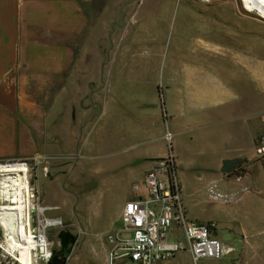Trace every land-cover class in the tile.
I'll return each mask as SVG.
<instances>
[{"label": "crops", "instance_id": "1", "mask_svg": "<svg viewBox=\"0 0 264 264\" xmlns=\"http://www.w3.org/2000/svg\"><path fill=\"white\" fill-rule=\"evenodd\" d=\"M144 1L0 0V160L67 163L83 153L87 140L164 144L169 132L188 212L193 208L185 197L197 183L203 195L212 182L225 192L250 189L234 203L202 210L204 220H198L199 214L190 220L214 223L215 230L225 234L219 240L228 247L264 254V158L254 155L264 135V59L252 53V45L241 50L224 47L223 56H211L209 47L199 43V57L172 75L165 91L141 92L138 105L132 100L114 105L110 99L114 35L123 31L134 8ZM246 2L251 0L245 1L248 6ZM251 8L245 11L257 16ZM204 57L221 59L232 72L219 76L196 67ZM135 107L140 115L134 113ZM163 144L123 163L130 168L139 163L143 179L132 181L138 176L131 170L132 182L112 217L100 212L104 207L100 197L91 198L108 190L100 178L97 192L85 204L92 217L86 221L88 231L106 244L107 254L124 204L143 193L145 174L156 160L167 157ZM232 159L248 172L240 180L220 172L222 161ZM47 206L69 215V205L61 199ZM159 264L192 260L188 252H180Z\"/></svg>", "mask_w": 264, "mask_h": 264}, {"label": "rangeland", "instance_id": "2", "mask_svg": "<svg viewBox=\"0 0 264 264\" xmlns=\"http://www.w3.org/2000/svg\"><path fill=\"white\" fill-rule=\"evenodd\" d=\"M245 1L145 0L143 6L134 8L123 31L114 35L116 48L110 72V99L114 105H123V100L138 105L135 101L141 92L154 90V94L155 88L165 91L170 87L172 75L199 57L196 51L199 43L209 47L211 56H223L224 47L241 50L252 45V53L264 59V0L250 2L257 16L245 11ZM196 67L219 76L232 72L230 65L212 57L201 58ZM135 110L132 112L142 113L136 107ZM86 143L83 151L86 161L83 153L67 163H49L43 159L0 160V169L11 166L27 168L12 170L15 172L29 169L28 174L13 173L6 178L8 193L0 200V264H46L52 251L60 252L61 231L77 236L66 264H106L108 248L98 236L89 233L86 221L92 217L84 206L97 192L100 178L108 190L91 198L100 197L104 205L100 212L112 217L116 202L129 182L142 183L143 179L139 163L132 168L123 163L128 157L163 143L158 140H87ZM170 143L171 146L164 140L166 155L172 154L173 140ZM132 169L137 180L131 181ZM185 198L193 208L189 212L185 209L189 221L194 214H199L198 220H204L207 215L203 212L217 206L201 193L199 183ZM59 199L68 203V217L65 211L47 206ZM105 219L109 222V218ZM224 235L220 228L212 231L216 239ZM197 264H264V254L233 248L219 261Z\"/></svg>", "mask_w": 264, "mask_h": 264}, {"label": "built area", "instance_id": "3", "mask_svg": "<svg viewBox=\"0 0 264 264\" xmlns=\"http://www.w3.org/2000/svg\"><path fill=\"white\" fill-rule=\"evenodd\" d=\"M261 120L264 122V114ZM164 139L171 146L169 132ZM254 155L257 159L264 158V135ZM142 189L143 193L122 208L119 229L110 238L106 264H159L180 252H188L192 264H197L219 261L233 251L212 236L214 223L198 224L186 218L182 187L171 152L154 162L145 174ZM248 192L247 187L225 192L218 182L205 188L206 197L214 203H234Z\"/></svg>", "mask_w": 264, "mask_h": 264}, {"label": "water", "instance_id": "4", "mask_svg": "<svg viewBox=\"0 0 264 264\" xmlns=\"http://www.w3.org/2000/svg\"><path fill=\"white\" fill-rule=\"evenodd\" d=\"M198 1L202 3H207V2H213L215 0H198ZM220 172L223 175H226L228 177H234L237 180L242 179L244 176L248 174V172L245 169L240 167V161L237 159L222 161ZM58 239L60 241V246L62 248H66L68 245L70 246V248H68V250L62 255L60 254V252L52 251L51 257L48 259L46 264H66L71 252V248L76 242V238L67 231H61L58 235Z\"/></svg>", "mask_w": 264, "mask_h": 264}, {"label": "bare ground", "instance_id": "5", "mask_svg": "<svg viewBox=\"0 0 264 264\" xmlns=\"http://www.w3.org/2000/svg\"><path fill=\"white\" fill-rule=\"evenodd\" d=\"M247 8L246 9H250L251 8V4L248 3L247 4ZM22 169L24 168V170L27 168L25 166H11V167H8V168H5V169H0V200L3 201L4 200V197L7 195V188H8V183H7V176L9 177L11 174L13 173H24L25 174H28L29 172V169H28V172L27 171H12V170H15V169ZM31 220V219H30ZM31 222V221H30ZM31 223H29L30 225ZM31 230V228H30Z\"/></svg>", "mask_w": 264, "mask_h": 264}, {"label": "flooded vegetation", "instance_id": "6", "mask_svg": "<svg viewBox=\"0 0 264 264\" xmlns=\"http://www.w3.org/2000/svg\"><path fill=\"white\" fill-rule=\"evenodd\" d=\"M240 167H241V165H240ZM68 248H70V246L68 245L66 248H60V254L62 255V254H64L67 250H68Z\"/></svg>", "mask_w": 264, "mask_h": 264}]
</instances>
